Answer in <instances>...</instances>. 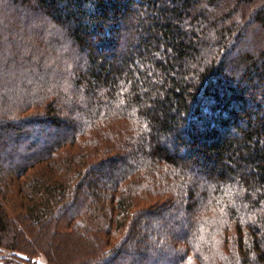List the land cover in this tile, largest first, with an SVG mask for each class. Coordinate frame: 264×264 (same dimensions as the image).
<instances>
[{"label":"trees","instance_id":"obj_1","mask_svg":"<svg viewBox=\"0 0 264 264\" xmlns=\"http://www.w3.org/2000/svg\"><path fill=\"white\" fill-rule=\"evenodd\" d=\"M264 264V0H0V256Z\"/></svg>","mask_w":264,"mask_h":264},{"label":"rangeland","instance_id":"obj_2","mask_svg":"<svg viewBox=\"0 0 264 264\" xmlns=\"http://www.w3.org/2000/svg\"><path fill=\"white\" fill-rule=\"evenodd\" d=\"M37 260L42 264H46L47 262L44 256H40ZM14 261L15 259L11 258L10 252L7 250H5L4 254L0 256V264H14L15 263Z\"/></svg>","mask_w":264,"mask_h":264}]
</instances>
